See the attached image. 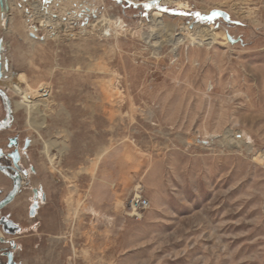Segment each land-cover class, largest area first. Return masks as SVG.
<instances>
[{"label":"rangeland","instance_id":"rangeland-1","mask_svg":"<svg viewBox=\"0 0 264 264\" xmlns=\"http://www.w3.org/2000/svg\"><path fill=\"white\" fill-rule=\"evenodd\" d=\"M8 1L2 87L47 106L40 131L13 109L5 133L58 183L0 247L18 264H264V0Z\"/></svg>","mask_w":264,"mask_h":264},{"label":"flooded vegetation","instance_id":"flooded-vegetation-1","mask_svg":"<svg viewBox=\"0 0 264 264\" xmlns=\"http://www.w3.org/2000/svg\"><path fill=\"white\" fill-rule=\"evenodd\" d=\"M0 90L5 93V96L10 102L12 109L11 123L6 130H0V203L5 201L9 195L15 190L11 200L0 209V220L11 222L12 229L15 230L13 235L4 233L0 226V244L5 240L4 236L12 237L20 234L22 231L21 221L34 220L40 213L41 209L49 205L53 198L52 193L46 191V184L54 183L57 185L58 180H51L49 176L39 177L38 172L31 165V160L28 155V150L31 147V140L24 137L20 138L18 134L6 135L14 125L13 117V102L8 97L6 90L0 86ZM0 122L4 120L6 115L5 101L0 97ZM58 197L61 195L57 192ZM57 197V198H58ZM24 203V204H23ZM11 250H5L0 247V264H8V254L12 255L16 250L15 245L10 241Z\"/></svg>","mask_w":264,"mask_h":264},{"label":"bare ground","instance_id":"bare-ground-1","mask_svg":"<svg viewBox=\"0 0 264 264\" xmlns=\"http://www.w3.org/2000/svg\"><path fill=\"white\" fill-rule=\"evenodd\" d=\"M14 5V4H13ZM35 14H37V15H41L42 13H45V10H44V7H41V6H38V7H36L35 8ZM41 18V17H40ZM0 25H1V22H0ZM31 32H30V34H29V36L31 37V38H33V34H31L32 32H33V30H34V32H35V28L33 29V28H31V27H29L28 28ZM198 30H203V31H197V32H195L194 34H192V36H191V38H190V41L192 42V43H196V44H200V43H204V42H208V45H211L213 42V39H211L210 37L211 36H214L213 35V33H212V30H206V29H198ZM162 38V36H159V39H161ZM174 45H176V44H174ZM2 58V57H1ZM2 63H4V61L2 62ZM9 69L7 68L6 70H4L3 69V76L1 75V77H0V86H3V87H5V88H7L8 87V85H9V80H10V77H9V71H8ZM1 73H2V64H1ZM2 78H4V80H2L1 81V79ZM7 82V83H6ZM20 101L19 102H15L14 103V109L16 110V111H18V110H21V111H23L26 115H27V117H29V125L32 127V128H34V129H36V130H38V131H40L42 128H44L45 126L43 125V119H44V115H45V112H40L39 110H38V107L40 106V105H42V106H44V107H46L47 105H46V103H44V102H41V101H38V102H34L33 100H31L29 97H27L26 96V94H22L21 96H20ZM39 100V99H38ZM31 117H35V118H37L38 119V121H32L31 122V119H33V118H31ZM39 117H40V119H39ZM36 120V119H35ZM44 144V143H43ZM244 145V144H243ZM56 145L53 143V142H47L45 145H44V154L46 155V156H48V154H49V152H50V150L53 148V147H55ZM44 155V156H45ZM52 157H54V156H52ZM52 160V159H51ZM50 160V161H51Z\"/></svg>","mask_w":264,"mask_h":264},{"label":"water","instance_id":"water-1","mask_svg":"<svg viewBox=\"0 0 264 264\" xmlns=\"http://www.w3.org/2000/svg\"><path fill=\"white\" fill-rule=\"evenodd\" d=\"M22 2H26L27 0H21ZM32 3H36L38 1L41 2L42 5H50L51 1L50 0H30ZM9 1L8 0H0V22H1V26L3 29H5L7 27L8 24V14H9ZM36 37L33 36V39H35ZM226 39L229 43L234 44L236 42H240V40H232L230 38V36L226 35ZM43 40V39H42ZM5 43L3 41L2 38H0V59H1V54L4 52L5 50ZM6 60H4V68H6ZM0 73H1V63H0ZM1 77V74H0ZM0 97L5 101V105H6V115L4 120H2L0 122V130H6L8 129L9 124L11 123V119H12V109L10 107V102L8 100V98L5 96V93L0 90ZM15 194V190L9 195V197L0 203V209L3 208L10 200L11 198L14 196ZM0 226H2V229L4 231V233H6L7 235H13L15 233V230L12 229L13 226L11 222L5 221L4 219L0 220ZM16 228V227H15ZM8 264H16L14 262H12V255L8 254Z\"/></svg>","mask_w":264,"mask_h":264},{"label":"built area","instance_id":"built-area-1","mask_svg":"<svg viewBox=\"0 0 264 264\" xmlns=\"http://www.w3.org/2000/svg\"><path fill=\"white\" fill-rule=\"evenodd\" d=\"M149 208V203L140 195H133L130 203L129 210L130 216L135 219H140L143 213Z\"/></svg>","mask_w":264,"mask_h":264},{"label":"crops","instance_id":"crops-1","mask_svg":"<svg viewBox=\"0 0 264 264\" xmlns=\"http://www.w3.org/2000/svg\"><path fill=\"white\" fill-rule=\"evenodd\" d=\"M6 62H7V64H6V69L8 68V65H9V67L11 68V66H12V64H11V62H10V60L6 57ZM9 69V68H8Z\"/></svg>","mask_w":264,"mask_h":264},{"label":"snow or ice","instance_id":"snow-or-ice-1","mask_svg":"<svg viewBox=\"0 0 264 264\" xmlns=\"http://www.w3.org/2000/svg\"><path fill=\"white\" fill-rule=\"evenodd\" d=\"M147 6V5H146Z\"/></svg>","mask_w":264,"mask_h":264}]
</instances>
